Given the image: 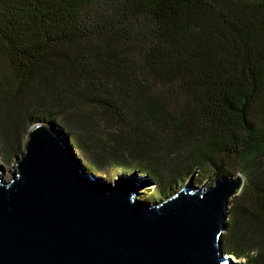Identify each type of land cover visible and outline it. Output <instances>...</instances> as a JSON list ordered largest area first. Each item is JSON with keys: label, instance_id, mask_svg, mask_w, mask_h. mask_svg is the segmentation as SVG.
Listing matches in <instances>:
<instances>
[{"label": "trees", "instance_id": "16d2710c", "mask_svg": "<svg viewBox=\"0 0 264 264\" xmlns=\"http://www.w3.org/2000/svg\"><path fill=\"white\" fill-rule=\"evenodd\" d=\"M38 122L159 198L241 174L224 252L264 264V0H0L5 162Z\"/></svg>", "mask_w": 264, "mask_h": 264}, {"label": "water", "instance_id": "95a60500", "mask_svg": "<svg viewBox=\"0 0 264 264\" xmlns=\"http://www.w3.org/2000/svg\"><path fill=\"white\" fill-rule=\"evenodd\" d=\"M73 152L38 122L9 180L0 164V264H245L222 249L240 174L150 204L138 177L107 182Z\"/></svg>", "mask_w": 264, "mask_h": 264}, {"label": "rangeland", "instance_id": "374dc122", "mask_svg": "<svg viewBox=\"0 0 264 264\" xmlns=\"http://www.w3.org/2000/svg\"><path fill=\"white\" fill-rule=\"evenodd\" d=\"M47 124V123H46ZM48 125V124H47ZM52 130H54L55 132H58L60 134L63 135L65 141H69L70 139L66 137V134L64 133V131L60 128V126L57 124L54 125H48ZM31 127V126H30ZM29 127V128H30ZM29 130V129H28ZM63 132V133H62ZM25 141V140H24ZM72 145V143H71ZM74 155L76 157H78L79 159H81V162H82V165H86L87 168L89 169L90 173L94 174L95 176L97 177H100L102 179H104L105 181L107 182H111V183H114V182H121V181H130L131 177H138L139 179L136 181L139 183L140 185V193H139V196H138V200L142 201V202H146V203H154V202H161L165 199H167L168 197L172 196L173 194L177 193L180 189H182V187L187 184L188 181H191L193 183V185L195 186H201L205 183H207V187H210L214 180H215V177H211L209 179H202V180H199V178H197V173H195L191 178H189L188 180L186 179L184 183H181V185L176 188V190H174V193L170 194L169 196L167 197H158L157 196V193H156V186H155V183L149 179L147 176H142L140 174H136V175H124L122 173H120V170L119 169H116L112 166L110 167H105V168H102V169H99V170H95L91 167H89L87 161L81 157L80 153L78 151H74L73 152ZM18 158V157H17ZM16 159V158H15ZM15 159L11 162H5L1 155H0V164L4 167L5 169V175H4V178L6 180H9L10 179V175H9V172L10 170H12L13 166H14V161ZM85 167V166H84ZM86 169V167H85ZM87 170V169H86ZM88 171V170H87ZM237 174V173H236ZM241 175V174H240ZM242 176V175H241ZM243 177V176H242ZM131 182V181H130ZM227 224H228V221H227ZM222 249L224 251V247H223V242H222ZM236 261H242V262H245L246 264V260L244 258L242 259H237L235 256L231 255Z\"/></svg>", "mask_w": 264, "mask_h": 264}, {"label": "bare ground", "instance_id": "6f19581e", "mask_svg": "<svg viewBox=\"0 0 264 264\" xmlns=\"http://www.w3.org/2000/svg\"><path fill=\"white\" fill-rule=\"evenodd\" d=\"M125 184H127V182H125ZM128 185V184H127Z\"/></svg>", "mask_w": 264, "mask_h": 264}]
</instances>
